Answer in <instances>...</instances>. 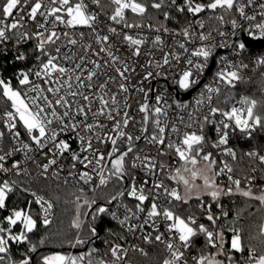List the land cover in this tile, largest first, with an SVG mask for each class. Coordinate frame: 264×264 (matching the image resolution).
<instances>
[{"label":"snow or ice","instance_id":"6c2138e0","mask_svg":"<svg viewBox=\"0 0 264 264\" xmlns=\"http://www.w3.org/2000/svg\"><path fill=\"white\" fill-rule=\"evenodd\" d=\"M208 12L215 36L201 15ZM254 41H264V0H3L0 264H131V253L149 257L142 245L162 252L157 264H264V223L246 239L242 211H232L244 198L245 211L255 202L264 212V148L238 154L230 146L238 135L264 133V95L232 94L250 69L236 57ZM218 49L235 55L217 62ZM251 63L264 68V56ZM160 79L163 89L153 83ZM198 85L194 112L170 116L188 105L169 103V87ZM132 91L142 97L135 110ZM243 158L251 163L238 174ZM49 177L80 185L76 231L62 245H88L100 239L104 217L117 222L103 254L47 252V237L34 239L53 223L55 205L23 178ZM109 185L117 191L104 203L88 196Z\"/></svg>","mask_w":264,"mask_h":264},{"label":"trees","instance_id":"16d2710c","mask_svg":"<svg viewBox=\"0 0 264 264\" xmlns=\"http://www.w3.org/2000/svg\"><path fill=\"white\" fill-rule=\"evenodd\" d=\"M3 0H0L2 3ZM204 17L206 25L209 27H215L217 25L216 20L210 19L213 15L211 12L202 13ZM181 24L183 23V17H180ZM169 27H178L176 23L169 22ZM264 56V53L247 49L245 52L244 58L246 63L250 64V69L246 72V80L243 83L237 85L236 89L233 90L232 94L236 99H239L243 95H251L255 97H260L264 95V84L261 82V73L262 68H256L251 63L254 61L256 57ZM4 59V58H3ZM3 63H7V60H3ZM22 65H17V67H21ZM15 69L8 65L6 73L7 75H11ZM250 76L251 80H248L247 77ZM6 107V102L0 100V112ZM238 154H243L249 150H252L257 147L264 148V133L257 132L254 134L253 139L248 140L241 135H238L230 144ZM230 163H232L230 161ZM251 162L247 158H243L234 162V166L238 170V174H243L247 171V167ZM259 175V173H257ZM26 184H32L33 188H39L42 190L41 194L47 193L49 198L54 200L55 204V214L53 217V223L45 229L43 226L40 228V233L34 239H39L41 237H47L46 244L44 246V251L47 252H55V251H71L73 254H80L81 251L84 252L90 250L95 247L99 249L100 253L103 254L106 251L107 246L104 244V240L113 239L108 235V229L111 228L113 231L119 232L118 226L109 218L104 217L102 219V224L98 228L101 238L99 240L93 241V243L88 246L85 245L83 247L69 249L67 244L62 245V241L67 238H71V236L75 233V229L71 227V222L75 218V205L73 203L74 196L72 193L77 191V188L72 185H64L58 182H55L50 177L47 180L40 178L36 183L29 182L24 179ZM117 188L113 185H109L107 188H100L93 196H89L91 198L97 199L99 203H104L108 197L115 194ZM251 204V207H248L245 211L246 204L244 202V198H239L236 201V205L232 206V211L235 213L237 207L242 211V218L240 219L238 226L244 229V235L246 239L250 236H254L257 232V225L260 223H264V212L257 211L259 207L255 202H248ZM251 213V214H250ZM83 234L87 235V227L85 226L83 230ZM149 257H142L140 255H131V259L134 264H157V261L160 259L162 252H157L155 249H151L148 246ZM99 258V257H97Z\"/></svg>","mask_w":264,"mask_h":264},{"label":"built area","instance_id":"2783aa9c","mask_svg":"<svg viewBox=\"0 0 264 264\" xmlns=\"http://www.w3.org/2000/svg\"><path fill=\"white\" fill-rule=\"evenodd\" d=\"M216 23H217V25L215 27H209L208 25H206V31H212V33H213L214 36L216 35V33L213 31V29L219 26V24H218L217 21H216ZM170 28H174V27H170ZM222 30L231 31L230 25L227 26L226 28H223ZM240 36H241V39H243L242 36H246V33H241ZM216 38H217V40L220 39L218 36ZM233 40H235V38H233ZM230 43H231V41H230ZM218 50H222V51L228 50V51L223 52L222 54H219L216 57V61L217 62H219V56L227 55L229 57V59H232L233 56L235 55V50L234 49H218ZM244 55H245V53H243L240 57H236L237 62H239L242 59L243 62L246 63L245 58H244ZM3 60H5V59L0 58V63L5 64V63H3L4 62ZM216 68H217V63H214V67L212 68V70L210 72H206L205 73V76L202 78L203 79V82H207V83H210L211 82L212 74L215 72ZM262 72H264V68H262ZM5 75L6 76H9V75H7L6 71H5ZM136 79H138V78L137 77H134L133 78V83L136 82ZM13 83L15 84V81H13ZM153 83L156 85V87L158 89H163V87L165 86V81H163L162 79H160L158 83L156 81H153ZM199 91H203L202 85H198L196 89L190 90L188 92H183V91L177 92L173 87H169V92H171V94H172L171 95V99H169V101H168L169 103H172L173 100H178L179 99V102L180 103L188 105V107L187 108H184V109H176L175 106H174V108L172 110H170V116L172 115V112L173 111H175L176 115H185V116H187L188 113L194 112V110L196 109L195 101L198 98ZM187 96H188V100H186V97ZM150 99H151V97H150ZM129 102L132 104L133 110H135L136 107H137V104L139 102H142V97H141V95H139V94L135 93L134 91H132L131 92V95H130V98H129ZM2 127H3V125H0V128H2ZM74 147H75V145H74ZM139 147L140 148H143L145 151H147L149 146L146 145L145 142L141 141L139 143ZM18 158L23 159L22 156H18ZM29 170L31 171L33 177H36L37 174H38V172H39V169L35 168V166L30 167ZM66 174H67V167H66V171L64 173H62L61 175L62 176H65ZM23 179H26L29 182H32V179L31 178H23ZM51 179L54 180L55 182H58V181H56L53 178H51ZM221 179L223 180L224 178L222 177ZM58 183H60V182H58ZM61 184H63V183H61ZM68 184L69 185H72V186H74L76 188H78L80 186V185H77L76 182H75V180H73L72 178H69V183ZM99 189H97V191ZM85 191H88L86 186H85ZM94 194L95 193L88 192V196H93ZM29 199H30V197H29ZM125 202H129L130 203V201H125ZM34 208L37 211L39 210V206H34ZM111 208H112V210H115V202L113 203V205L111 206ZM54 214H55V206H54V209H53L52 219L54 217ZM113 222L119 228V225L117 224V222L116 221H113ZM119 230H120V228H119ZM132 242H133V238L132 237H129L128 243L130 244ZM136 242H139V241H136ZM121 243H123V241H121ZM142 246H144L146 248V250L148 249V246H146V245H142ZM132 254L139 255L137 253H131L130 255H132ZM131 264H134V262L132 261V259H131Z\"/></svg>","mask_w":264,"mask_h":264},{"label":"water","instance_id":"95a60500","mask_svg":"<svg viewBox=\"0 0 264 264\" xmlns=\"http://www.w3.org/2000/svg\"><path fill=\"white\" fill-rule=\"evenodd\" d=\"M245 37L246 36H242L243 39ZM249 49L258 50V51L264 53V41H254V42H252V44L249 46ZM226 51H228V50H226ZM226 51L218 50V53L222 54L223 52H226ZM213 67H214V63L211 65V70H212ZM186 100H188V96L186 97ZM178 101H179V99H178ZM100 238H101V234H100ZM95 240H99V239H93V241H95ZM93 241L91 243H89L88 246H90L93 243ZM81 252L83 253L84 250H82Z\"/></svg>","mask_w":264,"mask_h":264}]
</instances>
